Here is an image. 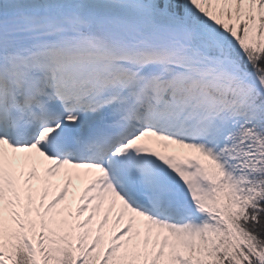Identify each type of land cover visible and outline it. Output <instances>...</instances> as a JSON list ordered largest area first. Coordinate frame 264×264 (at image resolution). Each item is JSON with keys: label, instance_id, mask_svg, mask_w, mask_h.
<instances>
[{"label": "snow or ice", "instance_id": "snow-or-ice-1", "mask_svg": "<svg viewBox=\"0 0 264 264\" xmlns=\"http://www.w3.org/2000/svg\"><path fill=\"white\" fill-rule=\"evenodd\" d=\"M0 264H264V0H0Z\"/></svg>", "mask_w": 264, "mask_h": 264}]
</instances>
